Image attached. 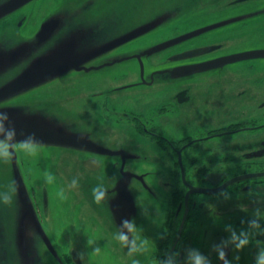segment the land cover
<instances>
[{
    "label": "rangeland",
    "instance_id": "obj_1",
    "mask_svg": "<svg viewBox=\"0 0 264 264\" xmlns=\"http://www.w3.org/2000/svg\"><path fill=\"white\" fill-rule=\"evenodd\" d=\"M10 1L0 0V6ZM220 14L218 5L211 0H29L0 16V39H3L0 43V111L11 117L9 127L16 129V148L28 155L23 159L25 163L30 160L27 170L11 167L10 158L0 161V193L11 197L7 202L3 199L0 202L3 216H0V264H29L27 250L38 246L37 242L34 246L31 244L30 225L36 221L31 204L35 198L42 197L43 190L50 203L45 219L52 229H56L54 223L58 215L64 216L61 205L65 204L66 224L71 225L66 230L76 242L83 257L82 264H136L137 261L138 264H157L156 246L178 180L165 153L139 133L130 120L121 118L122 113L149 115L164 103L173 102L176 112L165 128L177 136H184L199 125L216 127L264 117V107L259 106L264 97L256 98L254 93L239 96L236 90L241 76L252 70L250 65L264 59L262 57L204 66L194 70L199 73L189 75L177 87L179 78L174 76H188L187 66L264 49V39L234 40L238 34L234 23H214L221 19ZM45 16L61 19V24L44 46L45 51L32 50L36 37L25 34L39 29ZM208 27L207 31L190 34ZM131 41L142 43L139 49L141 72H131L135 67L131 63L113 61L122 52L129 54L138 49L126 47ZM220 41L226 43L204 54L181 61L167 60L175 51ZM22 51L35 56L17 83L16 63ZM43 61L48 64L50 81L62 78L60 99L51 101L44 112L34 102L15 106L13 100H7L21 89L27 93L36 88L25 77L38 73ZM184 65L187 66L183 69ZM93 66L97 67L90 70ZM192 83L201 89L226 87V90L217 95L216 100L210 97L203 102L206 109L195 115L193 123H188L183 120L186 112L181 110L174 96L181 87ZM105 113L109 114V119ZM31 135L39 141L35 153H28L19 146L20 141ZM226 136L217 137L218 141L213 143L223 148L225 145V152L221 153L227 160L223 163L224 172L233 170V164L245 159L241 156L243 152L257 147L252 144L264 139V131ZM70 150L85 154H69ZM88 154L100 159L101 169L92 171L83 167ZM48 174L55 177L52 183L46 180ZM73 177L79 178L75 188L70 187ZM98 184L105 185L110 193L109 199L102 203H97L93 197L92 190ZM194 197L199 206L191 219L185 226L184 220L180 222L181 217L176 222L178 233L183 228L182 239L173 252L178 264H185L190 248L199 249L211 264H221L220 252L224 253L226 247L230 248L228 264H256L257 254L264 250V243L259 240L264 229L259 224L253 225L249 219L264 220V187L246 190L241 186L227 194L195 193ZM11 204L16 205L12 217ZM26 208L30 214L24 210ZM125 218L135 219L134 235L138 242H143L142 251L129 254L116 238L118 225ZM234 233L238 237L246 236L247 243L237 248ZM55 234L58 236V232ZM217 236L224 237V245L212 254L210 246ZM96 247L100 252L94 251Z\"/></svg>",
    "mask_w": 264,
    "mask_h": 264
},
{
    "label": "flooded vegetation",
    "instance_id": "obj_2",
    "mask_svg": "<svg viewBox=\"0 0 264 264\" xmlns=\"http://www.w3.org/2000/svg\"><path fill=\"white\" fill-rule=\"evenodd\" d=\"M211 2L215 5H218V9L221 12V19L217 22H226L229 24L234 23L233 25L236 26L238 34L235 35L234 40L246 41V40H263L264 37V0H211ZM252 4V5H251ZM259 12L262 14H259ZM259 15V16H258ZM256 16V17H255ZM45 16L43 21L40 25V28L33 31L31 29L30 33L25 34L26 37H36V42L34 47L31 49L45 51L44 46L50 41V37L54 34L56 29L61 24V19L47 18ZM253 18L255 21L249 22L244 21V19ZM59 20V25L54 30L52 34L48 37H44V39H40L41 30L43 29L44 25L49 23L50 21ZM213 24V23H212ZM228 25V24H227ZM210 29V28H209ZM208 29V30H209ZM3 39H0V43ZM225 41H220L217 43H212L211 45H202L195 47L194 49H187L180 52H173V54H169L167 57L168 61H181L185 60L189 57L180 58L179 56L184 52L196 50L199 48L207 49L206 52L215 50L219 47H222L225 44ZM136 47L138 49L132 50L131 53L126 54L122 52V55L119 58L114 59L113 61L117 62H127V64L131 63L134 69L131 72H141L140 68H142L141 62V53H139V49L142 46L140 41H131L129 42L126 47ZM31 50V51H32ZM257 50V49H256ZM264 50V49H258ZM202 53V54H204ZM201 55V54H198ZM33 53H23V51L19 54L17 63H16V70L15 76L17 83H19L22 78V73L28 69L30 65L33 63L34 59ZM38 56V55H37ZM197 56V55H195ZM192 56V57H195ZM231 56V55H229ZM27 57V58H26ZM227 57V56H225ZM264 58V56H258ZM252 57V58H258ZM223 58V57H220ZM218 58V59H220ZM247 58V59H252ZM217 60V59H216ZM246 60V59H241ZM237 60V61H241ZM215 61V60H214ZM213 61V62H214ZM139 62V64H138ZM212 62V63H213ZM236 62V61H233ZM227 62V63H233ZM141 63V65H140ZM201 63L205 66L211 65L212 63ZM199 64V65H201ZM224 64V63H220ZM46 62H42L41 70H39L38 66V73L30 74V77H25L27 81L30 80L32 85H36L34 90L28 91L25 93L24 89H21L19 92H14V96L8 98L7 100H13L15 106L18 103H24V105H29V103H35L41 106V111L44 112L50 106L51 101H56L60 99V94L63 89V81L62 78L54 81L49 80V71ZM213 65V64H212ZM218 65V64H217ZM187 65H184L183 69ZM257 68H254V67ZM97 66L90 67V70L96 68ZM252 70L247 71L246 75L241 76V84L237 87V95L242 96V94H249L254 93V97L262 98L264 97V59L257 60L256 63L250 65ZM190 67H186L188 72L186 74L188 76H179L175 75V78H179L176 80L178 81V86H181L183 79L189 77V75H194L199 73V71H194L189 69ZM203 68V67H202ZM190 70V71H189ZM198 70V69H197ZM170 77L173 75L170 74ZM135 83H133V86ZM254 88H261L258 92H253ZM226 90V87H213L211 89L202 88L196 86V83L188 84L183 86L179 89V91L175 94L174 98L175 101L181 106V110L186 112V117L183 120L187 121L188 123H193V119L195 115H198L202 109H206L203 102L207 101L210 97L216 100L217 95L222 93ZM104 92V91H103ZM25 93V94H24ZM102 93V92H101ZM99 93V94H101ZM58 94V97L55 95ZM98 95V94H97ZM60 96V97H59ZM251 96V94H250ZM24 98H28V101H24ZM57 98V99H56ZM56 99V100H55ZM261 104V105H260ZM259 104L260 107H264V100ZM12 105V106H14ZM176 112V107L173 102L164 103L161 107L156 109L149 115H144L135 112H128L126 111L124 114L122 113L121 118H127L130 120L137 131L144 136H146L149 140L155 143L165 155L170 159L172 163V173L176 176L178 180V185L173 189L171 197L168 202L167 212L169 214L173 211V215H170L169 228L166 230H170V245H167L169 252L173 253L178 248V242L182 239L181 232H183V228L180 229V233H178L177 229V219H180V222L183 220L185 221L184 226L188 220L194 214V209L199 206L198 201L195 200V193H192L187 198V193L189 191V186L183 180V173L186 175V180L188 183L197 186L208 188L211 190H215L226 183L228 180L245 174H255L254 176L242 179L237 181L227 188L221 191H215L212 193L213 195H222L227 194L229 191L235 189L236 187L245 186L246 190H251L254 188H263L264 187V139L255 141L252 145H257V147L252 148L248 151L242 153L241 162L233 164L231 169L227 172H224L225 166L223 165L226 157H223L222 152H225V145L224 148L222 146H215L213 143L218 141V138H222L223 136L226 137H236L241 134V132H246L250 134H257L258 132L264 131V117H255L252 119H243L239 121H234L227 124H218L216 127H209L205 126L201 128V125L197 126L198 128L193 129L190 133L182 136H177L174 134L169 133L165 126L170 122V118H172V114ZM107 116L106 119H109V114L105 113ZM120 120V119H118ZM225 137V138H226ZM23 150H18L17 148L14 149V154L10 157V165L11 167H15L16 170L20 167L27 168V163L24 162V158H28V155L23 154ZM42 152L39 151V154ZM69 154L80 155L85 154L82 151L77 150H70L68 151ZM230 153H233L230 151ZM218 154V156H217ZM91 158H95L100 165L102 166V162L100 159L95 155H89L85 157L82 164L83 167L86 169L92 170L85 166V161ZM216 159V160H213ZM25 163V164H24ZM24 164V165H23ZM98 169V170H99ZM94 171V170H92ZM202 182V184L197 185L196 182ZM178 189L182 190L183 198L180 201H176L175 195L173 196L174 192ZM41 198H35L32 201L31 209L36 213V221L32 223L30 226L31 231V244L34 246V243L37 242V248H31L28 253L29 264H82V257L79 253L77 246L75 245V241L73 240V236L67 232L66 228L69 229L71 226L70 224H66V214L64 205H61V209L64 212V216L60 217L58 215L56 229L51 228V224L48 220L45 219V216L48 215L50 212V203L46 191L43 190ZM199 193V192H198ZM1 202V199H0ZM14 204H11V215L13 216L15 212ZM29 208V207H28ZM28 208L24 209L28 214ZM174 208V210H173ZM165 214V217H166ZM2 216V213H0ZM165 221V218H164ZM163 221V222H164ZM257 221V224L263 227L264 229V220L259 218H251L249 222ZM163 226V223H162ZM183 226V227H184ZM162 231V230H161ZM58 232V236L55 234ZM177 234V236H175ZM179 234V236H178ZM161 233L159 239L161 240ZM2 235L0 236V239ZM219 239V249L223 247L224 237L217 236L213 239L212 243L215 239ZM158 239V242H159ZM259 240L264 243V230L259 235ZM157 242V247L160 245ZM211 243V245H212ZM51 244V245H50ZM211 247V246H210ZM218 249V250H219ZM217 250V251H218ZM216 251V252H217ZM215 252V253H216ZM230 254V248L226 247L224 255L221 260V264H228Z\"/></svg>",
    "mask_w": 264,
    "mask_h": 264
},
{
    "label": "clouds",
    "instance_id": "obj_3",
    "mask_svg": "<svg viewBox=\"0 0 264 264\" xmlns=\"http://www.w3.org/2000/svg\"><path fill=\"white\" fill-rule=\"evenodd\" d=\"M11 117L5 111H0V161L9 159L14 154V149L17 147L16 141V129L9 127ZM39 141L34 135L28 136L25 140L19 142V146L22 147L28 153H35L37 150ZM55 177L52 174H48L46 180L48 183H52ZM79 185V178L73 177L70 182V187H77ZM12 191L15 192V182H13ZM93 197L97 203H102L109 199L110 193L108 188L103 184H98L93 188ZM0 199L8 201L11 197L7 193H0ZM253 225L257 224V221L251 222ZM137 230V224L135 219L125 218L121 224L118 225V231L116 238L121 242L123 246L128 249L129 254L142 251L143 242H138L134 233ZM233 239L237 240L236 247L240 248L247 243L246 236H236L233 234ZM100 248L96 247L95 252H100ZM223 256V251L220 252ZM83 258V257H82ZM138 264V261L136 262ZM162 264H178L175 253H169L162 260ZM185 264H211L210 259L202 253L199 249L190 248L185 255ZM256 264H264V250H261L256 257Z\"/></svg>",
    "mask_w": 264,
    "mask_h": 264
},
{
    "label": "water",
    "instance_id": "obj_4",
    "mask_svg": "<svg viewBox=\"0 0 264 264\" xmlns=\"http://www.w3.org/2000/svg\"><path fill=\"white\" fill-rule=\"evenodd\" d=\"M29 0H12L9 3H7L6 5H3L1 8L4 9L3 13L0 14V16L4 15L5 13H7L9 10L17 7L18 5L27 2ZM59 25V20L56 21H50L49 23L45 24L43 29L41 30V34H40V39H44V37H48L50 34H52L54 32V30L57 28V26ZM210 27L208 28H202V29H198L196 31L191 32L190 34H195V33H200V32H204L207 31ZM205 51H207V49H203V48H199L196 50H191V51H187L184 52L183 54H181L179 57L183 58V57H192L198 54H202ZM258 56H264V50H254V51H248V52H243V53H238V54H234L231 56H227V57H223L220 59L215 60L212 64L213 65H217L220 63H227V62H233V61H237V60H241V59H247V58H252V57H258ZM205 65L201 64V65H196V66H191L189 69L191 70H197L200 69L202 67H204ZM95 148H97L96 146H93ZM85 166H87L88 168L92 169V170H98L100 168L99 162L95 159V158H91L85 161ZM255 174H245V175H240L237 177H234L230 180H228L226 183H224L222 186H220L219 188L215 189V190H211L208 188H203V187H197L194 186L190 183L187 182L186 180V175L183 173V180L184 182L189 186V191L187 193V198L189 197L190 194L192 193H203V192H207V193H212L215 191H221L225 188H227L229 185L240 181L242 179L254 176ZM219 239H215V241L212 243L211 245V253H215L218 249H219ZM51 245V244H50Z\"/></svg>",
    "mask_w": 264,
    "mask_h": 264
},
{
    "label": "trees",
    "instance_id": "obj_5",
    "mask_svg": "<svg viewBox=\"0 0 264 264\" xmlns=\"http://www.w3.org/2000/svg\"><path fill=\"white\" fill-rule=\"evenodd\" d=\"M183 191L178 189L177 191L174 192L173 196L175 195L176 201H180L183 197ZM174 210V208H173ZM170 215H173V211L169 214L167 212L165 221L163 222L162 226V231H161V240L159 239L158 244H160L157 247V250L155 251L154 254V259L156 260L157 264H162V260L167 256V254L171 253L169 252L167 245H170V230H166V228H169V223H171Z\"/></svg>",
    "mask_w": 264,
    "mask_h": 264
},
{
    "label": "snow or ice",
    "instance_id": "obj_6",
    "mask_svg": "<svg viewBox=\"0 0 264 264\" xmlns=\"http://www.w3.org/2000/svg\"><path fill=\"white\" fill-rule=\"evenodd\" d=\"M3 11H4V9H3V8H0V14H2V13H3Z\"/></svg>",
    "mask_w": 264,
    "mask_h": 264
}]
</instances>
